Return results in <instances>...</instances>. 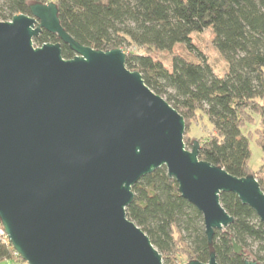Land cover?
<instances>
[{
  "label": "water",
  "instance_id": "obj_1",
  "mask_svg": "<svg viewBox=\"0 0 264 264\" xmlns=\"http://www.w3.org/2000/svg\"><path fill=\"white\" fill-rule=\"evenodd\" d=\"M28 10L0 21V226L21 261L163 264L126 217L132 187L161 167L201 213L209 245L233 223L221 194L235 195L264 225L255 176L200 160L198 142L188 151L184 118L127 69L122 49L79 44L54 2ZM43 32L59 42L35 47ZM62 44L72 58L62 57ZM186 264L218 263L211 252L206 263Z\"/></svg>",
  "mask_w": 264,
  "mask_h": 264
},
{
  "label": "trees",
  "instance_id": "obj_2",
  "mask_svg": "<svg viewBox=\"0 0 264 264\" xmlns=\"http://www.w3.org/2000/svg\"><path fill=\"white\" fill-rule=\"evenodd\" d=\"M51 1L0 0V21L28 15L29 4ZM53 2L62 28L79 44L97 51L122 49L127 69L138 71L145 85L184 118L185 129L197 114L206 117L212 132L198 142L200 160L236 177L251 174L264 192V0ZM205 31L224 59L221 74L194 41ZM33 42L41 46L59 40L43 32ZM128 48L138 52H126ZM61 52L64 59L73 57L66 45ZM253 136L263 154L256 172L248 166ZM132 193L126 217L149 238L163 264H175L180 256L206 263L211 252L218 264H264V225L235 195H220L233 223L216 231L209 245L201 213L180 196L164 167L141 178ZM231 238L242 248L239 255L233 252ZM2 261L25 264L4 237Z\"/></svg>",
  "mask_w": 264,
  "mask_h": 264
},
{
  "label": "rangeland",
  "instance_id": "obj_3",
  "mask_svg": "<svg viewBox=\"0 0 264 264\" xmlns=\"http://www.w3.org/2000/svg\"><path fill=\"white\" fill-rule=\"evenodd\" d=\"M52 0L51 2H53ZM194 41L196 45L198 46L199 50L205 57V59L213 65L216 72L218 74L222 73L223 66L225 64L224 59L222 56L214 49L211 43V34L208 31L203 32L200 36H195ZM35 47H39V45H35ZM138 52L137 50L133 48H128L126 52ZM249 131H253L254 127H248ZM212 132V127L207 121L206 117L199 113L197 114L196 118L191 122V124L188 126L187 129H185L184 132V143H188V146H186V149L188 151L191 150L190 144L195 142H201L203 141L210 133ZM249 150H250V157L248 161V166L251 172H256L259 170L261 165L263 164V154L261 151V148L256 142L255 137L253 136L249 140ZM1 228V226H0ZM187 259L185 257H178V260L175 261V264H186ZM0 264H21V263H14L12 261H2Z\"/></svg>",
  "mask_w": 264,
  "mask_h": 264
},
{
  "label": "built area",
  "instance_id": "obj_4",
  "mask_svg": "<svg viewBox=\"0 0 264 264\" xmlns=\"http://www.w3.org/2000/svg\"><path fill=\"white\" fill-rule=\"evenodd\" d=\"M0 237H4V239L7 240V238H6V236H5V234H4L3 230H2V228H0Z\"/></svg>",
  "mask_w": 264,
  "mask_h": 264
}]
</instances>
